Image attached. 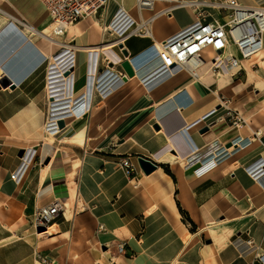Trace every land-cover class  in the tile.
Here are the masks:
<instances>
[{
  "label": "crops",
  "instance_id": "0c3cea01",
  "mask_svg": "<svg viewBox=\"0 0 264 264\" xmlns=\"http://www.w3.org/2000/svg\"><path fill=\"white\" fill-rule=\"evenodd\" d=\"M110 1L99 25L95 17L87 16L54 36L78 46L72 70L75 97L87 89L86 48L114 39L102 31L120 9V0ZM135 1H121L126 7L121 10L135 22L148 20L149 34L128 37L123 50L122 44L111 47L118 58L153 44L156 48L197 17L193 7L175 6L183 0H153L148 9H139ZM236 1L264 6V0ZM2 8L23 15L37 28L48 23V12L39 0L0 1ZM165 9H171V15L160 14ZM1 10L0 28L8 18ZM204 12V21L223 13L201 6L200 13ZM227 18L222 14L220 22ZM160 19L172 21L168 31L157 32ZM23 30L31 41L22 62L14 65L11 52L0 50V66L13 83L11 88L0 87V264H44L38 255L51 264H170L190 234L195 237L176 264H264V174L256 179L248 174L253 162H264V65L242 60L233 75H216L206 63L199 69V79L180 71L163 76L150 92L130 83L106 98L93 90L88 112L64 120L61 131L49 136L43 128L49 102L45 63L61 45ZM212 53L207 47L203 56ZM148 56L156 67V57ZM114 68L123 71L121 65ZM97 69H103L100 60ZM99 78L97 84L103 79ZM170 99L180 111H161ZM211 106L216 111H205ZM235 114L243 119L238 125L232 124ZM200 115L205 118L184 131L183 148L190 156L180 167V176V160L166 146L161 123L175 130ZM222 145L226 150L220 162L199 174L200 160ZM29 148L35 152L15 181L13 173L22 162L19 152ZM124 155L136 165L145 157L156 166L149 173L137 167L128 177L119 164ZM184 191L190 208L181 199ZM53 201L62 205L49 224L55 231L39 240L30 223L32 214ZM122 243L124 249L118 252Z\"/></svg>",
  "mask_w": 264,
  "mask_h": 264
},
{
  "label": "built area",
  "instance_id": "2783aa9c",
  "mask_svg": "<svg viewBox=\"0 0 264 264\" xmlns=\"http://www.w3.org/2000/svg\"><path fill=\"white\" fill-rule=\"evenodd\" d=\"M48 12L47 33L43 34L46 39L51 43H59L61 50L56 53V57L59 60V67L62 74L66 76L70 75L75 66V53L77 48L69 45V43L58 41L54 36H59L64 33L66 29L74 25L78 20L87 17H95V12L101 8L106 7L109 0H39ZM217 2L216 5L211 6L220 11L225 12L228 16V20L224 23H220L216 20L204 21L200 18V14H197L196 20L190 26L184 28L182 31L173 35L165 41L159 43V47H154V44L142 51V54L148 53V55H154L158 60V66L162 68L158 73L151 75L150 79L155 77L154 80L160 79L161 76L175 75L180 71H187L194 79H199V69L203 64H208L209 71L218 75L226 71L227 75H233L240 69L242 60L249 58L256 53L260 48L264 47V6L255 5L248 6L238 3L236 0H212ZM136 5L139 9L152 8L153 0H136ZM191 6L195 10H198L201 6L195 7L194 5L182 4L179 2L175 6ZM171 9H165L160 12L163 15H171ZM114 27H109L103 30L110 36H114V41L110 42L111 47L121 45L125 39L131 36L147 35L149 34L146 28L148 20L141 22H135L126 13L118 9L114 16ZM19 27L25 29L29 27V22L20 18L16 21ZM27 30V29H26ZM119 40V41H118ZM154 47V48H153ZM207 47L211 48L212 54L209 57L203 56V51ZM123 50V44L121 45ZM72 52V57L62 58L64 54ZM141 53H138L141 55ZM127 54L126 57H119L117 62L108 58L102 51L100 62L103 65V69H97L100 78L104 79L105 75H109L107 79H111L109 83L121 82L119 80L127 77L126 71L118 72L114 67L121 65L127 57L136 58L137 55ZM122 66V65H121ZM115 72H109L113 70ZM161 73V74H160ZM99 78V79H100ZM98 85V84H97ZM114 88V87H113ZM95 91L102 97L104 94L111 92L110 87L106 90H99L96 87ZM221 102L224 104L226 100L221 98ZM220 102V103H221ZM221 103V105H222ZM264 112V107H262ZM213 113V111H210ZM205 118V117H204ZM64 121V120H62ZM243 119L235 114L232 119V124L237 125L242 122ZM259 132L255 133V136ZM25 155V151H24ZM24 155L21 157L23 159ZM145 158V157H144ZM150 163L156 165L154 161L149 158H145ZM259 159L253 162L248 167V174L252 178H258L264 174V162ZM138 165L134 163L130 155H124L120 158L119 164L124 169L126 176H132L136 168H141L139 161ZM142 169V168H141ZM24 173V169L21 167L13 173L15 181H19ZM62 209V205L53 201L47 205L40 206L35 209L32 214L30 223L34 228V233L37 239L42 240L46 234L49 224L58 216V213ZM44 227V230L37 231V227ZM247 243H252L248 240ZM124 249V245L119 244L117 251L121 252ZM44 264H51L50 260L45 257L37 256Z\"/></svg>",
  "mask_w": 264,
  "mask_h": 264
},
{
  "label": "bare ground",
  "instance_id": "6f19581e",
  "mask_svg": "<svg viewBox=\"0 0 264 264\" xmlns=\"http://www.w3.org/2000/svg\"><path fill=\"white\" fill-rule=\"evenodd\" d=\"M0 1H5V0H0ZM120 0L118 2V7L121 9L123 8L124 10L126 7L121 4ZM151 1V0H150ZM136 2V1H135ZM182 4H188V5H194L195 7L199 5H205L207 7H211L217 4V2H214L212 0H183L181 2ZM212 9V8H211ZM1 10V9H0ZM104 11L105 7L99 8L95 12V18L96 20V25H99L103 19H104ZM213 16H216L214 10H210ZM1 12L8 16V18L5 19L4 23L2 24V27L0 28V31L2 30V34H0V42H2L0 46V50L2 51V54H9L11 52V57L14 58V62L16 63L14 65L17 66V64L22 62V58L24 55V50L26 49L25 46L28 45V42L31 41V36L29 34H26L25 30L22 29V31H19L17 29L18 24L16 21L20 19L22 16H15L9 14L5 9L2 8ZM23 18V17H22ZM114 20L115 18L112 19L111 23L107 22L106 26L102 27V31L105 30L106 28L109 29V27H114ZM74 25L70 26L73 27ZM25 29L28 30L29 33L34 34V35H39L43 38L44 35L47 32V24L44 25L43 27L37 28L31 24H29V27H26ZM119 41V40H118ZM114 43V41H111ZM80 42L78 41V45ZM111 43L110 42H103L97 46H90L89 48H86V57H87V74H86V79H87V89L82 95H79L77 97L74 96L73 94V86H74V73L71 72L70 75L66 76L65 74H62L61 68L59 67V60L56 57V54L50 55L48 57V67H47V92H48V115L47 119L44 124V131L49 135V136H55L61 131V128L58 125L59 121L65 120L68 121L70 119H74L76 117L81 116L82 114H85L88 112L91 106V95L90 93L98 87L99 90H106L107 88L110 87L111 92L114 90L120 89L124 84L130 83L132 86H138L140 85L146 92L149 91L151 88H155L156 86L159 85L161 82V78L154 80L155 77L151 78V75L154 73H158L161 70V66H158V60H157V66H154L155 60L149 56H146L148 53L142 54L136 58H128V62L131 65L134 74L133 76H127L124 77V79L119 80L121 82L117 83H109L111 79H107L109 75H105L104 79L100 80L98 82V85L96 83L97 78H98V72H97V65L100 60V57H104L102 54V51L105 53V55L110 58L111 60L117 62L118 56L111 51ZM75 46V45H74ZM159 44H156V47H159ZM76 46L75 48H77ZM27 53V52H26ZM75 56V55H74ZM209 56V55H208ZM62 58L69 57V59L72 57V52L68 53L67 55L61 56ZM149 57V58H148ZM259 58V63L261 65H264V61L262 58L264 57V47L260 48L256 53H254L252 56L249 58L245 59V63L249 62L250 60L254 58ZM28 61V58H27ZM204 65V64H203ZM109 72H115L113 70H109ZM161 74V73H160ZM220 75H227L226 71L223 74ZM6 76L4 74V69L3 67L0 66V80L3 79ZM8 78V77H6ZM9 79V78H8ZM11 81V80H10ZM12 82V81H11ZM164 83V82H163ZM11 85H8L7 87H10ZM114 87V88H113ZM103 93V98H106L108 95L104 94L105 92L102 91ZM113 93V92H112ZM172 99L168 100L165 103L164 108L161 111H180L178 109L173 108L172 106ZM264 107V106H263ZM263 109V108H262ZM205 111H216L215 106L209 107ZM263 111V110H262ZM203 115H200L199 117H195L192 121L187 122L185 125H180L178 128L173 130L168 124L161 123L162 127H164V134L166 138V143L167 147H170L172 151L170 152L173 158L180 160V166L178 169V174L181 176L182 170L180 167L183 166L184 162L189 159V154L188 151L183 148L185 138V129L190 128L192 125H196L199 122H201L204 118ZM200 120V121H199ZM199 121V122H197ZM197 122V123H195ZM238 125V124H237ZM243 143V142H242ZM242 143L238 144V147H242ZM183 148V149H182ZM223 149L226 150L225 146H220L217 149L213 150L210 152V155L208 157L203 158L200 160L199 167L197 169V172L203 173L206 171L209 167L216 165L218 162H220V158L222 156L221 152ZM232 148L231 150H233ZM28 151V153H26ZM32 151L31 148L27 149L25 153L27 156L23 159L21 158V168L25 169L30 161H29V155ZM188 154V155H187ZM157 157V155H155ZM184 205L188 208H190L186 192L184 191L182 193L181 197ZM207 227H203L202 230H206ZM55 231V226H51L48 228L46 231L47 233L44 235H49L51 233H54ZM195 234H190L188 238H186L185 243H184V250L179 251L178 255L170 262V264H176L179 258V255L183 253L186 250V247L191 244L192 240L194 239Z\"/></svg>",
  "mask_w": 264,
  "mask_h": 264
},
{
  "label": "water",
  "instance_id": "95a60500",
  "mask_svg": "<svg viewBox=\"0 0 264 264\" xmlns=\"http://www.w3.org/2000/svg\"><path fill=\"white\" fill-rule=\"evenodd\" d=\"M124 53H126V51ZM121 65H122V68L126 71L128 76H133L134 71H133V69H132V67L128 61L125 60ZM12 84L13 83L10 81V79H8L6 77H4L3 79L0 80V87H7L8 85H11V87H13ZM58 125H59V127H62L63 121H59ZM203 131H205V129H203L202 132ZM23 155H24V152L20 151L19 156L22 157ZM138 161H139L140 167L146 173H149L150 171H152L156 166V165L150 163L149 160L142 158V157L139 158ZM42 230H44V227H40V226L37 227L38 232L42 231Z\"/></svg>",
  "mask_w": 264,
  "mask_h": 264
},
{
  "label": "rangeland",
  "instance_id": "374dc122",
  "mask_svg": "<svg viewBox=\"0 0 264 264\" xmlns=\"http://www.w3.org/2000/svg\"><path fill=\"white\" fill-rule=\"evenodd\" d=\"M110 3H113L114 4V2L111 0L110 1ZM6 5V3L4 4V6ZM200 9H201V7L198 9V10H196V12H197V14H200V18H202V17H205L206 16V14L207 13H200ZM222 14H225V12H223V13H221V15ZM220 14H219V18L217 19V18H215V20L216 21H218V22H220V16H221ZM96 17V16H95ZM228 19V18H227ZM3 20V19H2ZM97 19L95 18V20L94 21H96ZM160 22H158L157 24H156V29H157V32H159V33H162V32H166V31H168L170 28H171V23H172V21H169V22H165L164 20H162V19H160L159 20ZM221 23V22H220ZM112 37H114V36H112ZM111 38V37H110ZM207 57H209L208 55L206 56V58ZM254 62H257V63H259V58H254V59H252V60H250L249 62H247V65H250V64H252V63H254ZM47 64L48 63H45V65L47 66ZM47 115H48V111H47ZM46 119H47V117H46ZM46 121V120H45ZM45 124V123H44ZM46 240V239H45Z\"/></svg>",
  "mask_w": 264,
  "mask_h": 264
},
{
  "label": "trees",
  "instance_id": "16d2710c",
  "mask_svg": "<svg viewBox=\"0 0 264 264\" xmlns=\"http://www.w3.org/2000/svg\"><path fill=\"white\" fill-rule=\"evenodd\" d=\"M167 172H169L168 168H165Z\"/></svg>",
  "mask_w": 264,
  "mask_h": 264
}]
</instances>
